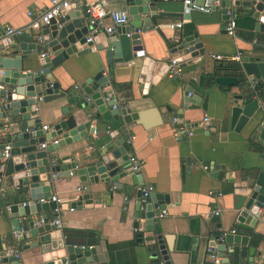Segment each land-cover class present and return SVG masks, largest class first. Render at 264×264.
Wrapping results in <instances>:
<instances>
[{
  "label": "crops",
  "instance_id": "crops-1",
  "mask_svg": "<svg viewBox=\"0 0 264 264\" xmlns=\"http://www.w3.org/2000/svg\"><path fill=\"white\" fill-rule=\"evenodd\" d=\"M243 1L245 0L230 2L235 21L232 38L224 33L227 21L221 9L215 8L209 14L192 12L188 18H178L177 15L181 14L179 4L158 2L157 12L165 13L168 17L157 22L152 29L147 28L141 35L142 57L130 63L114 64L103 74L107 78L103 91H111L109 96L116 100L117 105L129 107L135 112H146L145 126L130 123L124 127L122 134L128 137L130 153L143 162L139 174L142 185L151 186L153 193L166 195L168 199L164 207L166 216L159 219L158 224L163 245L168 250L170 264H211L206 249L211 242L219 245L216 240L218 235L230 234L232 231L234 235L246 237V244L225 246V260L220 258L221 263L223 261V264H249L254 260L256 264H264V219L259 218L252 227L250 223L247 228L238 227L243 220L233 210L231 194L232 185L240 182L246 173L264 172L263 144L257 139L256 131L260 126L264 129V110L259 105L260 101L264 103V88L261 86L257 89L256 85L255 91L259 90L262 96L257 101L258 109L237 132H234L229 129V117L231 95L236 94L237 90L220 87L213 83L211 77V72L215 71L216 76L235 77L239 83H248L251 89L250 83L254 79L236 72L238 64L227 67L230 63L228 60L238 53L242 57L264 58V32L254 31L250 12L238 5ZM46 7L47 0H0V35L5 27H26V12L36 14ZM110 9H125L124 0L111 4ZM77 11L81 16L85 15L82 9ZM179 21H182L179 29H169L168 25ZM186 36H193L201 43L204 49V64L200 69L193 66L182 67L179 76L167 77L166 65L181 55L173 54L172 49L179 37ZM44 53L48 54L45 45L36 47L24 59L23 70L38 71L43 62L40 55ZM7 54L8 50L4 48L0 56L6 57ZM210 55H218L221 60L213 61L209 58ZM84 60L90 63L82 64ZM98 69L99 64L92 54L86 59L76 61V65L67 61L51 71V77L58 85V90L64 92L66 97L45 104L37 102L34 116L41 127L49 128L48 132H43V142L50 140L58 141L59 144L58 137L51 138L52 126L64 120L67 115H72L75 126L90 120L89 125L92 127L91 132L85 131L75 141H70L67 145L62 144V147L49 154L52 160L71 156L80 164L84 157H92L102 150L109 134L122 126L118 120L104 122L100 117L95 118L96 110L92 101L85 103L86 97L79 86L86 79L93 77ZM140 69L144 72L153 70L155 73L154 81L147 82L142 90L137 83ZM185 87L200 96L199 106L193 110L182 111V118L177 119L178 124L174 125L171 114L179 108ZM88 88L92 92L96 91L92 83ZM66 98H72L77 107L73 104L68 106ZM121 101L123 104H120ZM84 104L86 106H83ZM64 107L69 109L67 115L60 114ZM166 107L170 111H166ZM6 113L0 124L7 118L14 132L20 116H10L9 112ZM203 117L207 118L205 127L199 124ZM191 125L202 129V133H192V129H185ZM210 129L213 131L208 132ZM5 137L4 133L0 135V144L5 142ZM52 147V144H47L45 149ZM186 159L189 161L188 166ZM204 166L207 171L202 170ZM128 171L129 166H126L123 172ZM130 175L131 173H128L116 180L115 187L113 182L82 184L74 175L51 182L50 196H55L60 201V207L70 204L84 193L90 195L92 201L91 207L87 209H84L82 204L78 208L61 209L58 215L59 230L66 244L75 247L99 246L106 256V264L161 263L158 256L154 259L151 257L156 255L151 246L138 241L137 234L142 229L141 221L138 222L137 229L133 228L137 183H132ZM0 188L3 190L0 210L5 205L30 202L28 192L18 193L4 181L0 182ZM76 188L80 190L77 191ZM215 212L218 213L217 216L214 215ZM42 216H45L50 224L53 213L47 210L29 215L33 222ZM26 218L27 216L17 217L22 228L21 235L30 230ZM12 224L14 221L9 214L0 213V247H12L20 252L21 247L28 241L22 242L12 237ZM9 258L11 257L6 259ZM30 259L32 258L19 259V263L29 264ZM42 263L40 261L35 264ZM4 264L11 262L6 260Z\"/></svg>",
  "mask_w": 264,
  "mask_h": 264
},
{
  "label": "water",
  "instance_id": "water-1",
  "mask_svg": "<svg viewBox=\"0 0 264 264\" xmlns=\"http://www.w3.org/2000/svg\"><path fill=\"white\" fill-rule=\"evenodd\" d=\"M157 3V0H124V8L129 16L128 23L117 27L112 35L99 33L92 36L89 41H86L89 38L87 16H81L77 10L70 12V8L64 9L57 20H51L48 26L39 31L41 44L36 42V34L25 32L6 48L8 56H0V120L6 116V112H9L10 116H20L11 140L13 154L11 153L8 161L0 165V179L10 184L18 193L28 192L30 200L28 204L23 203V206L21 204L9 206L8 214L14 221L12 231L18 232L21 228L17 219L21 216H27L26 223L30 228L28 233L17 237L18 241H28L21 247L19 259L32 258L29 264L40 261L43 262L42 264H106V256L99 246L68 245L60 230L49 224L45 216H42L39 226L33 227V221L29 215L39 214L55 207V204L50 202L48 204L34 202L40 198H48L51 182L68 178L69 173L78 177V181L82 184L113 182L114 187L117 185L116 180L131 173L130 170L127 173L123 172L128 166L127 155L130 153V146L127 143V135L122 133L124 127L130 123L145 126L146 112H135L119 104L112 110L111 106L115 105L114 101H105V97L110 95L111 91H103L107 84V78L103 74L114 64L130 63L142 57L141 35L147 28L152 29L157 22L168 17L165 13L157 12ZM238 5L250 12V17L254 21V31L264 32V0H245L239 2ZM228 7L229 2L225 0L219 4L217 9L225 13ZM188 16L177 15L178 18H188ZM224 19H227L225 15ZM43 45L46 46L51 58L46 53L41 54L47 56L42 58L43 62L38 67V71H24V59L36 47ZM172 53L181 54L174 59L179 69L185 66L200 69L204 64V49L199 40L193 36L179 37ZM92 54L96 57L99 69L93 77L80 84L79 88L83 96L92 101L96 110L95 118L100 117L104 122L118 120L121 121L122 126L109 134L108 141L103 145L102 150L92 157H84L80 164L75 162L71 156L52 160L49 154L62 147V144L67 145L70 141H75L85 131L91 132L92 127L89 125L90 120L75 126L72 115H67L69 109L64 107L60 110V114L67 115V117L52 126L51 138L58 137L59 144L57 141L51 149H38V145L43 143L44 133L41 131L38 119L34 116L37 99L40 98L39 102L45 104L65 98L66 94L58 90V85L51 77V71L67 61L76 65V61L86 59ZM81 63L90 62L84 60ZM235 71L244 77L253 78L258 85L257 89L261 86L264 88V58L254 59L244 56ZM215 74V71L211 72L214 84L237 90L236 94L231 95L232 106L229 117V129L237 132L258 109L257 100L254 99V93L249 89L248 83H239L235 77H219ZM154 75L153 70L144 72L140 69L137 77L140 90L146 87L147 82L154 81ZM90 83L96 91L92 92L88 88ZM199 102L200 96L189 87H185L181 104L177 111L171 114V117L181 119L182 111L198 108ZM66 103L68 106L73 104L77 107L72 98H66ZM120 104L123 102L121 101ZM165 109L170 111L167 107ZM203 126L205 127L206 123ZM30 129L34 131L33 134L28 132ZM185 129H192V133L194 131L202 133V129H198L196 125L187 126ZM212 131L213 129L208 130V132ZM256 131L258 132L257 139L263 144L262 159L264 160V129L260 126ZM7 140L8 138L5 139ZM188 164L189 161L186 159V166ZM219 169L222 170L221 167ZM129 177L133 184L137 183V188L142 186L140 175L131 174ZM231 190L233 210L243 220L238 227L247 228L249 223L252 227L259 218L264 219V172L246 173L240 182L232 185ZM228 195H230V189ZM90 198V195L84 193L70 204L62 205L61 209L78 208L81 204L84 209L90 208L92 204ZM139 201L140 193L137 190L133 228L137 229L138 222L141 221L142 229L137 234L138 241L151 246L152 250L156 251V255L151 256L153 259L158 256L160 264H170L168 250L163 245L160 233L159 219L155 217L158 211L164 210L168 199L166 195L151 192L145 203L142 204ZM246 240V237L227 233L224 234L221 244L215 245L211 242L209 247L214 248L218 257L224 261L225 246L234 244L244 246ZM262 243L264 245V240ZM6 260L11 264H20L19 260L13 258L3 259V262ZM249 264H256V262L251 260Z\"/></svg>",
  "mask_w": 264,
  "mask_h": 264
},
{
  "label": "built area",
  "instance_id": "built-area-1",
  "mask_svg": "<svg viewBox=\"0 0 264 264\" xmlns=\"http://www.w3.org/2000/svg\"><path fill=\"white\" fill-rule=\"evenodd\" d=\"M123 0H47V7L43 9L41 12H37L36 14H33L31 12H26V17L28 18V24L24 28H11V27H5L2 30V34L0 35V54L4 48H7L15 39L22 36L25 32H33L35 35L36 42L38 44L42 43L41 36L38 35L39 31L43 28L49 25L51 20H57L60 16V13L64 9H82L87 16V21L89 25V38L86 41H89L92 36L97 35L99 33H104L106 35H112L114 33V30L117 27L126 25L129 21V16L126 13L125 9L121 10H113L110 9L111 4L118 3ZM225 0H157L159 3H177L181 7V14L182 15H189L192 12L200 13V14H209L211 13L215 8L219 6V4ZM229 2V7L225 11L226 19V25L224 26V33L227 37L232 38L234 36V27H235V21L233 20L232 12L230 10V2L232 0H226ZM106 20L108 23H106ZM182 21H179L174 24L168 25L170 30L179 29L181 26ZM262 55L264 57V46L262 48ZM47 55H40V58H44ZM209 58L213 61H220L221 57L218 55H210ZM242 59V55L235 54L233 55L228 62H232L234 64H240ZM166 72L167 77H177L180 75V69L177 64H175L174 59L170 60L169 63L166 66ZM256 81L253 80L250 83L251 91L254 93V98L259 100L255 94V88H256ZM38 102L40 101V98L37 99ZM113 100L114 104L111 106V109L114 110L115 106H117L116 101L111 96H107L105 101ZM90 100L88 98L85 99V103H89ZM260 108L264 110V103L259 102ZM36 111V109H35ZM35 113V112H34ZM5 120L0 124V135L4 133L6 135L5 139L8 138L7 141L0 144L2 145V148L0 149V163L6 162L11 158L12 153V137H13V131L11 130V125L8 122L7 118H4ZM207 118L203 117L200 125L203 126L204 123H206ZM172 123L174 125H177V119H172ZM181 129V127H180ZM177 128V130H180ZM42 132H48L49 128L46 126L41 127ZM30 134H33V130L28 131ZM57 141H45L42 144L38 145V149H45L47 144L55 145ZM128 143V142H127ZM143 162L136 158L131 153L128 154V166L131 174L133 176H138L140 174L141 168H142ZM202 170L207 171V167H202ZM71 176V173H69V177ZM2 179H0V182ZM77 191L80 190V188H76ZM137 190H139L140 193V203H145V201L148 198L149 193L152 192V187L149 185H142L141 187H138ZM3 197V190L0 188V199ZM54 203L55 207L51 210L53 213V218L50 221V224L54 226L56 229L59 230L60 228V221H59V213L61 211L60 207V201L55 196H49L48 198H40L36 200L34 203L36 204H48V203ZM24 204H21L23 206ZM72 209H69V211ZM0 213H9V206L5 205L1 210ZM215 216L218 215L217 212L214 213ZM166 216L165 210H160L156 214L157 219H161ZM42 217H38L33 222V227H37L41 224ZM233 233V231L231 232ZM22 234V228H19L18 232H12V237L17 239L18 236ZM224 234H220L217 237L218 244H221L223 241ZM207 257L211 264H221L220 258L217 255V252L214 248L208 247L206 249ZM20 252L12 247H5L2 245L0 247V264H4L3 259H6L8 257L13 258L14 260H19Z\"/></svg>",
  "mask_w": 264,
  "mask_h": 264
},
{
  "label": "trees",
  "instance_id": "trees-1",
  "mask_svg": "<svg viewBox=\"0 0 264 264\" xmlns=\"http://www.w3.org/2000/svg\"><path fill=\"white\" fill-rule=\"evenodd\" d=\"M232 64L234 65V63L230 62V63L228 64L229 66L227 65V67H229V68H230V66H231ZM236 66H237V65H236ZM206 83H208V82H207V79H206ZM255 94H256L257 98H260V97H262V96H261V94H260V92H259V90H258V91H256V92H255Z\"/></svg>",
  "mask_w": 264,
  "mask_h": 264
}]
</instances>
